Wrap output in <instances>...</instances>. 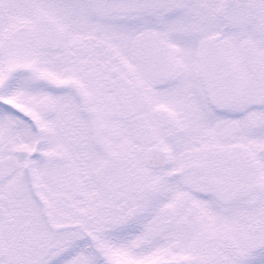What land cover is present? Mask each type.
Wrapping results in <instances>:
<instances>
[{
    "label": "snow or ice",
    "instance_id": "obj_1",
    "mask_svg": "<svg viewBox=\"0 0 264 264\" xmlns=\"http://www.w3.org/2000/svg\"><path fill=\"white\" fill-rule=\"evenodd\" d=\"M0 264H264V0H0Z\"/></svg>",
    "mask_w": 264,
    "mask_h": 264
}]
</instances>
